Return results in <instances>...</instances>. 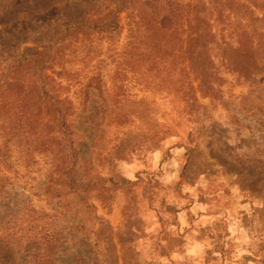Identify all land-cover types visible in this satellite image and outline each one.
I'll return each instance as SVG.
<instances>
[{"label":"rangeland","instance_id":"374dc122","mask_svg":"<svg viewBox=\"0 0 264 264\" xmlns=\"http://www.w3.org/2000/svg\"><path fill=\"white\" fill-rule=\"evenodd\" d=\"M0 264H264V0H0Z\"/></svg>","mask_w":264,"mask_h":264},{"label":"crops","instance_id":"0c3cea01","mask_svg":"<svg viewBox=\"0 0 264 264\" xmlns=\"http://www.w3.org/2000/svg\"><path fill=\"white\" fill-rule=\"evenodd\" d=\"M202 181V180H201ZM203 182V181H202ZM237 190V189H236ZM236 190H232V187L230 188V192H227L228 197V206H253L252 203L247 199L244 198L240 200L239 193L235 192ZM208 190H200L198 193L194 192L192 189L189 190V193H191L188 197L190 199L189 205L191 208L189 209L190 215L194 214L195 211L201 210L202 207L207 206H213L212 201L210 200V196L208 195ZM231 202V203H230ZM215 204L217 201L214 202ZM216 206V205H215ZM248 232V233H247ZM242 233V236H236L233 237L232 241L237 242V255L238 258L245 259L246 257H250V254H252L253 251H251L250 248H252L253 239L250 237L249 231ZM185 250L184 258L190 261L200 260L205 258L206 251H204V248H207V244L204 240H195L192 238H189L185 241L184 245ZM253 255V254H252Z\"/></svg>","mask_w":264,"mask_h":264},{"label":"trees","instance_id":"16d2710c","mask_svg":"<svg viewBox=\"0 0 264 264\" xmlns=\"http://www.w3.org/2000/svg\"><path fill=\"white\" fill-rule=\"evenodd\" d=\"M109 27H111V26H109Z\"/></svg>","mask_w":264,"mask_h":264}]
</instances>
